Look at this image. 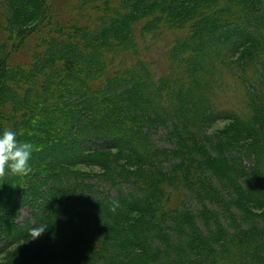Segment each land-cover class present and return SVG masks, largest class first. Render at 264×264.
Returning <instances> with one entry per match:
<instances>
[{
	"label": "trees",
	"instance_id": "trees-1",
	"mask_svg": "<svg viewBox=\"0 0 264 264\" xmlns=\"http://www.w3.org/2000/svg\"><path fill=\"white\" fill-rule=\"evenodd\" d=\"M52 1L7 0L0 16V135L31 144L41 119L55 135L37 149H64L27 190L6 169L0 230L33 202L59 264H96L98 239L108 264H264V0ZM87 174L117 193L94 197Z\"/></svg>",
	"mask_w": 264,
	"mask_h": 264
},
{
	"label": "rangeland",
	"instance_id": "rangeland-1",
	"mask_svg": "<svg viewBox=\"0 0 264 264\" xmlns=\"http://www.w3.org/2000/svg\"><path fill=\"white\" fill-rule=\"evenodd\" d=\"M55 0L52 1V4ZM92 1V0H90ZM170 1V0H169ZM139 4V6H143V8H146V0H138L137 1ZM136 0H131V4L136 5ZM5 3L7 4V0H0V16H4L5 15ZM171 5V3H170ZM178 5V3H177ZM141 6V7H142ZM55 10V9H54ZM62 11H58V13H61ZM3 24H5V20L2 21ZM105 24L100 25V27L94 31H92L91 38H89V43L96 41L95 39H100V37H93V35H95L97 32H100V30L104 28ZM109 33L111 32V30L108 31ZM113 37V34H110ZM139 40V39H138ZM93 45V44H92ZM95 46V45H93ZM9 50V49H8ZM16 57V56H15ZM52 109V108H51ZM87 117H89V114H87ZM51 119H53V117H50ZM41 119L37 120L36 122H34V125H32L31 129H27V135H28V139L31 141V145H32V153H31V157L29 160V165L31 168V172L29 173V175L27 176V179L25 180V182L23 183V187L25 188V190L30 188L29 183L33 182V186L34 183H36V178L37 179H44L46 177H48L47 172H53L56 171L54 169V167L56 166H48L47 165H52V164H48L46 163V160L48 162L52 161H56L58 155H61L62 152H64V149H62V147L60 146H51V144L53 145L54 142H49V144H44V146L42 147V149H37V147H39L41 141L39 140V136L44 137L46 135L45 132L41 131V129L39 128L40 124H41ZM229 124V120L228 119H222V120H217L215 122H212L210 124V126L208 127V131L209 132H215L219 129L224 128L226 125ZM165 132V129L163 128H156L152 130V136L153 138L156 140V144L160 147H173L174 144L167 141L164 137H163V133ZM54 132L53 130L48 131L47 133V137L50 139L54 136ZM90 142V140L88 141ZM51 143V144H50ZM78 143V142H77ZM74 143L72 145V148L69 150V148H67V151H73V150H77L80 144ZM97 144V142H93L91 145ZM48 146V150L47 147ZM36 147V152L33 150ZM75 147H77V149H75ZM50 148V150H49ZM52 153V154H51ZM33 158V159H32ZM51 158V159H50ZM36 160L39 161V164L44 167L38 171V173H36V170H34L33 165H35ZM166 165V164H165ZM47 168V170H46ZM79 170L82 171H86V172H100V167L97 166L96 164H92L89 162L86 163H77L76 167ZM39 169V168H38ZM37 169V170H38ZM61 169V167H59V170ZM30 176V178L28 179V177ZM87 178L89 181V184H92L95 186L94 188V197H99L102 198L104 200H109L108 199V195H115L117 193V188L115 185H112L106 181H103L99 176L93 174H87ZM14 180H16L17 183H20L21 180V176L16 175L14 177ZM28 181H30L28 183ZM48 182V181H47ZM45 183V181H43L42 183V187L45 186L42 191L44 193H46V196L49 200H51V196H52V191H53V184H51V186L49 185V183ZM89 187V186H88ZM79 198L82 197V194H80L78 196ZM37 203H33V202H29V203H22V205L19 206V208L16 211V215L13 217V219L11 220V224L13 223V225H10V222L5 219V221L7 222V225L11 228L7 231L4 230V228L0 230V264H7L8 262H10V264H16L21 262L20 258L26 261H30L31 263H43V262H47L50 261L51 262V258L54 257V259H56V261L54 260V264H56L57 262V258H58V264H59V259L63 258L62 257V249H59L58 247H54L53 245V241L46 235L43 234L40 238L36 239V240H31V236L29 235V230L33 227L36 226H41L42 223L40 222H36L35 221V214H36V208ZM99 205L96 203H86V205H81V209H85L87 211H92L98 207ZM84 211V210H83ZM3 214V213H2ZM7 215V213H4V215ZM15 214V213H14ZM5 215V216H6ZM9 215V213H8ZM7 215V216H8ZM4 217V216H3ZM90 221H94V219H84L83 223H90ZM17 229V231H13ZM22 231V233H20ZM109 230H106V232H108ZM93 244H96V250L95 253L96 254H100V258L102 259H97L96 260V264H108V262L105 261V259L103 257L107 256V252L103 251V246H100V240L98 239V241L93 240L92 241ZM139 245V243H136ZM86 245L88 244H82L80 245L78 248L81 251V255H87V256H92L93 251L91 250V248H87ZM108 248V247H107ZM129 248V247H128ZM109 249V248H108ZM111 249V253H113L112 250L115 251V253H120L123 254V252H125V249L122 247H116V250L113 249V247H110ZM130 249H135V250H139V247L136 246H131V248L126 249V250H130ZM77 250V248H76ZM120 256V255H119ZM124 257H122L123 259ZM63 264H66L65 260L63 262Z\"/></svg>",
	"mask_w": 264,
	"mask_h": 264
},
{
	"label": "clouds",
	"instance_id": "clouds-1",
	"mask_svg": "<svg viewBox=\"0 0 264 264\" xmlns=\"http://www.w3.org/2000/svg\"><path fill=\"white\" fill-rule=\"evenodd\" d=\"M32 153V145L29 143H19L16 133L6 129L0 135V177L6 175V169L13 175H27L31 172L29 160ZM115 207H119L116 202ZM115 207L113 211H115ZM47 227L41 225L29 230L31 240L40 238Z\"/></svg>",
	"mask_w": 264,
	"mask_h": 264
}]
</instances>
